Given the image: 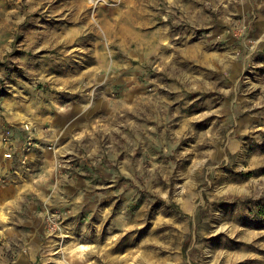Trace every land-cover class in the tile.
<instances>
[{
	"label": "rangeland",
	"instance_id": "374dc122",
	"mask_svg": "<svg viewBox=\"0 0 264 264\" xmlns=\"http://www.w3.org/2000/svg\"><path fill=\"white\" fill-rule=\"evenodd\" d=\"M0 264H264V0H0Z\"/></svg>",
	"mask_w": 264,
	"mask_h": 264
},
{
	"label": "bare ground",
	"instance_id": "6f19581e",
	"mask_svg": "<svg viewBox=\"0 0 264 264\" xmlns=\"http://www.w3.org/2000/svg\"><path fill=\"white\" fill-rule=\"evenodd\" d=\"M85 248V246L84 245H81L80 247H79V249H84Z\"/></svg>",
	"mask_w": 264,
	"mask_h": 264
},
{
	"label": "built area",
	"instance_id": "2783aa9c",
	"mask_svg": "<svg viewBox=\"0 0 264 264\" xmlns=\"http://www.w3.org/2000/svg\"><path fill=\"white\" fill-rule=\"evenodd\" d=\"M5 142H6V144L8 145L9 141L6 140Z\"/></svg>",
	"mask_w": 264,
	"mask_h": 264
}]
</instances>
